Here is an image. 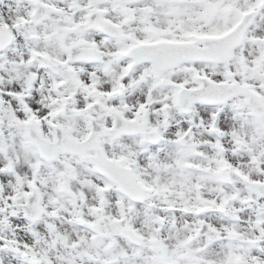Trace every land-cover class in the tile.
<instances>
[{
	"label": "snow or ice",
	"instance_id": "snow-or-ice-1",
	"mask_svg": "<svg viewBox=\"0 0 264 264\" xmlns=\"http://www.w3.org/2000/svg\"><path fill=\"white\" fill-rule=\"evenodd\" d=\"M0 264H264V0H0Z\"/></svg>",
	"mask_w": 264,
	"mask_h": 264
}]
</instances>
